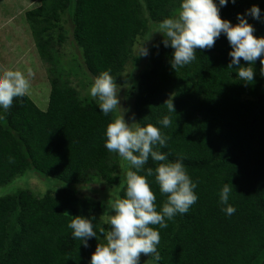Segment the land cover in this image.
Listing matches in <instances>:
<instances>
[{"label":"trees","instance_id":"obj_1","mask_svg":"<svg viewBox=\"0 0 264 264\" xmlns=\"http://www.w3.org/2000/svg\"><path fill=\"white\" fill-rule=\"evenodd\" d=\"M25 13L38 57L49 60L54 34L58 44L63 15L71 24V36L80 52L83 74L94 80L110 71L121 79L139 36L147 24H159L176 14L182 0H37ZM219 6V0H214ZM255 5L260 18L247 11ZM245 16L264 37V0H228L220 17L238 23ZM161 36L150 49L149 63L132 82L133 112L141 126L152 124L169 137V161L183 156L198 200L185 214H177L167 228L153 226L161 236L158 264H264V75L259 59L252 65L251 84L239 80L235 66L228 69L232 50L224 34L214 47L196 50V59L179 71L171 68L173 49ZM241 66H248L241 59ZM47 107L40 110L28 96L14 98L8 109L0 108V186L26 170L60 182L55 191L35 195L18 190L0 198V264H90L97 240L104 239L100 218L107 205L79 194L76 185L101 181L114 187L120 177L104 147L106 126L113 114L104 116L93 99L81 97L63 75L49 80ZM172 99L175 114L164 102ZM171 115L173 125L158 121ZM14 158L13 163L8 157ZM125 162L126 166L129 165ZM130 166V165H129ZM155 169L149 158L145 168ZM135 171V169L129 168ZM144 175V172H138ZM156 196L157 211L167 195L161 194L155 176L147 177ZM118 198H124L126 179ZM225 183L234 191L223 211L219 193ZM75 216L93 220L97 238L85 248L72 236L67 224ZM151 260V258L148 256Z\"/></svg>","mask_w":264,"mask_h":264},{"label":"clouds","instance_id":"obj_2","mask_svg":"<svg viewBox=\"0 0 264 264\" xmlns=\"http://www.w3.org/2000/svg\"><path fill=\"white\" fill-rule=\"evenodd\" d=\"M231 2L235 3L236 0ZM227 3L228 0H219L218 6L214 0H182L176 14L163 19L146 40L151 38L152 33L161 34L164 37L163 45L174 50L171 68L179 71L196 59L197 49H211L221 34H224L232 49L229 52L231 62L227 68L233 69L235 66L239 80L251 84L255 75L252 65L258 59L264 75V37L254 35L255 29L244 15L238 13V23L234 25L222 19L220 7L227 6ZM247 14L259 19L260 9L253 5ZM138 55H148V49L143 43ZM241 59L248 66H241ZM34 75L32 69L27 70V75L20 70H4L0 74V108L8 109L14 98L29 95L30 78ZM120 90L121 86L116 83V78L110 71L101 72L88 90V95L97 103L104 116L113 114V119L106 126L104 147L110 153L118 154L128 162L131 169H135L126 172L124 198H114L108 204L109 213L114 214L104 217V224L109 226L108 229H99L106 242L97 243L91 254L90 264H140L142 254L151 258V264H158L162 259L157 250L161 236L153 226L167 228L166 220L171 221L177 214L187 213L198 200L194 192L197 183L187 173L183 156L169 161L167 154L159 150L167 147L169 139L160 128L152 124L141 126L137 122L128 123L125 120ZM164 105L169 113L175 114L172 99L166 100ZM0 119L4 117L0 116ZM158 123L165 128L171 127L172 116L165 115ZM150 157L156 162L155 169L145 168ZM8 162L13 163L14 158L9 156ZM141 171L144 175L137 174ZM153 175L160 193L167 195L160 211H157L156 196L147 179ZM233 191V185L225 183L219 193L220 203L226 206L223 211L229 216L236 211L229 204ZM95 219L75 216L67 224V228L72 230L73 238L79 240L85 248L89 246L90 238H97L93 224Z\"/></svg>","mask_w":264,"mask_h":264},{"label":"rangeland","instance_id":"obj_3","mask_svg":"<svg viewBox=\"0 0 264 264\" xmlns=\"http://www.w3.org/2000/svg\"><path fill=\"white\" fill-rule=\"evenodd\" d=\"M27 1L29 2L30 0H0V10L3 14L10 11L11 8L13 9V12L10 13L13 18L10 21L3 23V21L0 20V25L3 23L5 26L3 29H0V74L6 69H12L20 70L27 75V70L32 69L35 75L30 78L31 90L30 94L27 96L42 111L46 109L48 103L50 89L49 80L57 79L59 75H63L64 80L67 81L81 97L92 99L90 95H88V90L94 80L83 74L80 52L73 43L71 24L67 20V16L63 15L61 19V25L63 26L61 34L64 37V42L58 44L56 41L58 33H55L54 42L50 46L51 57L49 60L43 61L37 55L34 40L24 17V12L26 11V9H24L25 7L29 6V9H33L38 6V4L36 0H31V2L24 7L21 2L25 3ZM18 5H22V9L19 12L15 9ZM178 9L179 8H177L176 11ZM5 18L8 17L5 16ZM157 25L158 24L148 23L146 34L137 38L132 48L131 58L124 67L121 73V79L117 83L121 86L119 92L120 103L121 107L125 110L124 118L128 123L136 122L132 98L130 96L132 82L136 78L137 73L148 65L151 54L150 49L162 36L159 33H152L151 38L146 40ZM142 43L143 46L148 49L147 56L138 55ZM110 155L111 164L115 163V174L120 177V181L114 187H108L101 181H93L85 185L80 184L75 186L79 194L104 202L107 205L106 215L114 214L109 213L108 204L112 199L118 198L119 191L125 182L124 179H126V172L130 168V166L127 165L125 169V162L118 154L110 153ZM60 186V182L40 177L35 172L28 169L21 175L14 177L7 184L0 186V198L18 190H29L35 195H43L48 191L57 190ZM100 220L104 223V216L101 217ZM105 242V239L97 240L95 245ZM140 264H151V260L148 256L142 254L140 257Z\"/></svg>","mask_w":264,"mask_h":264},{"label":"crops","instance_id":"obj_4","mask_svg":"<svg viewBox=\"0 0 264 264\" xmlns=\"http://www.w3.org/2000/svg\"><path fill=\"white\" fill-rule=\"evenodd\" d=\"M34 1V0H33ZM37 1V0H36ZM31 2V0L28 2H21V4L22 5H24V7L26 6V5H28L29 3ZM37 4L39 5V3H38V1H37ZM22 5H18V7H16L15 9L17 10V12H19L21 9H22ZM38 6H36L35 8H37ZM24 9H26V11L24 12V17H25V13L27 12V11H30V10H32V9H29V6L28 7H25ZM34 9V8H33ZM11 12H13V9L11 8V10L10 11H7V12H5L4 14L2 13V11L0 10V20H2L3 21V23L4 22H8V21H10L13 17L11 16ZM5 16L6 17H8V18H5ZM1 21V22H2ZM3 23H2V25H0V29H3L5 26L3 25Z\"/></svg>","mask_w":264,"mask_h":264},{"label":"bare ground","instance_id":"obj_5","mask_svg":"<svg viewBox=\"0 0 264 264\" xmlns=\"http://www.w3.org/2000/svg\"><path fill=\"white\" fill-rule=\"evenodd\" d=\"M15 33V32H14ZM12 38V37H11Z\"/></svg>","mask_w":264,"mask_h":264}]
</instances>
